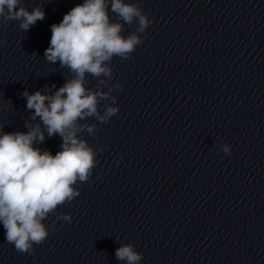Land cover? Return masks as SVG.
Segmentation results:
<instances>
[{
  "label": "clouds",
  "instance_id": "clouds-1",
  "mask_svg": "<svg viewBox=\"0 0 264 264\" xmlns=\"http://www.w3.org/2000/svg\"><path fill=\"white\" fill-rule=\"evenodd\" d=\"M109 12L117 16L116 22ZM0 18L19 21L20 29L26 32L45 18V12L39 6L29 11L22 0H0ZM134 22L138 23L136 31L127 37L122 35L124 25ZM152 23L139 2L84 0L51 26L50 45L44 52L46 61H59L61 68L70 70L72 78L53 94L49 93L55 84L46 86L44 92L22 93L27 109L34 110L30 121L39 118L43 128L41 123L30 121L25 122L27 132H4L0 127V223L6 241L17 252L35 255L33 245L43 244L49 235L43 221L59 206L70 207L80 196L77 182L91 179L98 163L97 152L78 134L86 130L95 137L96 125L80 121L91 117L108 123L120 111L113 106L117 97L107 83L112 78L109 65L114 56L128 60L146 38L137 33H144ZM88 75L98 79L95 90L86 87ZM102 86L108 90H101ZM114 87L122 89L123 85L117 81ZM100 101H111L104 105L103 114L98 107ZM45 132L48 137L58 134L62 138L61 150L55 155L34 146L45 140ZM105 147L101 145L99 151ZM222 151L230 154L231 146L224 143ZM116 163L119 165V160ZM72 219L70 214L56 216L57 221L69 224ZM115 258L126 264H140L143 255L129 243L115 250Z\"/></svg>",
  "mask_w": 264,
  "mask_h": 264
}]
</instances>
